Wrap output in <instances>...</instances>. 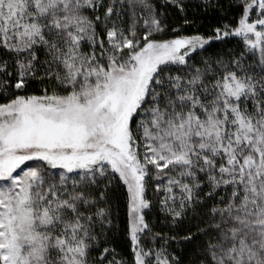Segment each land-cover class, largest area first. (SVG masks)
<instances>
[{
	"label": "snow or ice",
	"instance_id": "snow-or-ice-1",
	"mask_svg": "<svg viewBox=\"0 0 264 264\" xmlns=\"http://www.w3.org/2000/svg\"><path fill=\"white\" fill-rule=\"evenodd\" d=\"M0 264H264V0H0Z\"/></svg>",
	"mask_w": 264,
	"mask_h": 264
}]
</instances>
